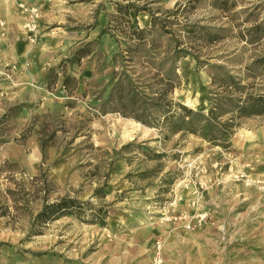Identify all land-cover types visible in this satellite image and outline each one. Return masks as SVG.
I'll return each instance as SVG.
<instances>
[{"label": "rangeland", "instance_id": "rangeland-1", "mask_svg": "<svg viewBox=\"0 0 264 264\" xmlns=\"http://www.w3.org/2000/svg\"><path fill=\"white\" fill-rule=\"evenodd\" d=\"M116 1L136 0H58L57 20L43 30L68 36L69 45H35L27 34L31 50L16 61L0 45V264H264V115L243 118L224 148L195 134L163 140L133 117L100 112L93 94L102 86L94 84L109 91L112 71L122 69L114 54L127 45L107 30ZM236 1L229 16L202 0L188 19L179 17L224 27L226 37L194 43L201 65L193 55L181 59L175 100L208 111L221 89L209 64L264 90L263 66L257 79L247 69L264 57V0ZM178 2L186 0L152 7ZM131 20L152 24L146 11H131ZM178 28L171 35L184 41L195 31ZM170 37L158 45H174ZM83 45L93 53L64 61ZM53 71L59 77L49 87ZM64 73L82 80L76 90L65 88ZM64 197L104 207L106 225L71 214L38 225L43 205Z\"/></svg>", "mask_w": 264, "mask_h": 264}, {"label": "trees", "instance_id": "trees-1", "mask_svg": "<svg viewBox=\"0 0 264 264\" xmlns=\"http://www.w3.org/2000/svg\"><path fill=\"white\" fill-rule=\"evenodd\" d=\"M162 1L115 2V13L111 15L107 30L113 36H122V41L127 45H119L120 50L114 54L115 61L120 62L119 67L122 69L112 71L111 80L108 82L111 85L109 91L105 88L104 82L94 84V88L102 86L93 94L94 100L98 102L96 108L103 114L109 111L119 112L154 127L160 132L163 140H168L178 133L195 134L214 145L228 148L243 118L264 115V90L251 91L249 85L242 84L241 80L222 65L209 64L212 81L221 89L210 96L208 111L194 109L171 97L173 91L181 85L178 71L181 59L193 55L201 65L202 61L198 59L196 53L198 50L194 43L218 42L226 37L224 35L226 29L196 22L193 25L179 24V17L188 19V12L197 8L202 0H186L184 4L178 2L176 8L167 10L161 5H157L156 9L152 7V4H160ZM208 2L211 8L228 16L237 4L236 0H208ZM131 11L134 15L139 14L140 11L150 13L151 26L148 28L132 26ZM158 13L166 15L163 17L157 15ZM172 16L175 18L172 19ZM186 26L195 28L193 33L185 35L190 39L189 41L172 37L175 28L182 29ZM256 27L261 26L258 24ZM168 35L171 36L170 40L174 45H158V39ZM92 53L93 49L90 45H83L76 49L72 58L64 61L79 63L82 58ZM137 65L148 71L139 73ZM260 66L264 69V57L247 67L248 77L257 79L261 76L263 73L258 70ZM48 77L51 87L57 82L59 73L53 71ZM80 83L82 80L63 74V84L67 90H76ZM85 94L87 90L84 91ZM129 145L131 143L124 147ZM159 156L161 155H155L157 158ZM66 214L74 215L86 223L106 225L107 212L104 207H95L88 201L71 197L44 204L34 218L38 225L44 226L47 222Z\"/></svg>", "mask_w": 264, "mask_h": 264}, {"label": "crops", "instance_id": "crops-1", "mask_svg": "<svg viewBox=\"0 0 264 264\" xmlns=\"http://www.w3.org/2000/svg\"><path fill=\"white\" fill-rule=\"evenodd\" d=\"M24 1L28 5L38 6L43 8L41 17L39 19L40 37L35 45H69L70 40L68 36L61 37V32L58 31H44L46 27V20L50 22L57 20V5L58 0L46 3L43 0H8L2 4L1 16L5 18L6 30L0 36V45H8L10 55L16 61L21 53H29L32 45L27 40V31L25 22L27 15L19 8V3ZM44 2V3H42ZM44 6L46 7L44 9ZM58 28V27H57ZM57 35V36H54Z\"/></svg>", "mask_w": 264, "mask_h": 264}, {"label": "built area", "instance_id": "built-area-1", "mask_svg": "<svg viewBox=\"0 0 264 264\" xmlns=\"http://www.w3.org/2000/svg\"><path fill=\"white\" fill-rule=\"evenodd\" d=\"M46 1L51 2L53 0H46ZM0 5H1V0H0ZM19 8L27 15L25 28L28 34V39L30 43L37 44L40 37V28H39V19L41 17L40 9L38 6L28 5L24 1H21L19 3ZM5 30H6V21L1 16V9H0V36H2L5 33ZM157 264H161L160 259H158Z\"/></svg>", "mask_w": 264, "mask_h": 264}, {"label": "bare ground", "instance_id": "bare-ground-1", "mask_svg": "<svg viewBox=\"0 0 264 264\" xmlns=\"http://www.w3.org/2000/svg\"><path fill=\"white\" fill-rule=\"evenodd\" d=\"M133 123H135V122H133ZM130 133H131L130 131H126V132H124L123 134H124V136H127V135L129 136Z\"/></svg>", "mask_w": 264, "mask_h": 264}]
</instances>
